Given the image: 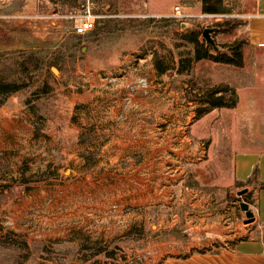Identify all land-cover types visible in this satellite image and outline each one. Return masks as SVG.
Listing matches in <instances>:
<instances>
[{"label":"rangeland","instance_id":"obj_1","mask_svg":"<svg viewBox=\"0 0 264 264\" xmlns=\"http://www.w3.org/2000/svg\"><path fill=\"white\" fill-rule=\"evenodd\" d=\"M223 4L226 13L216 16L202 12V0H0V83L28 84L0 105V264H109L148 245L162 252L152 263L163 264L187 243L186 230L169 227L176 208L186 211L177 207L185 189L213 201L226 192L228 204L246 199L248 192L238 194L247 189L233 184L232 160L238 151L264 152V47L248 42L255 0ZM89 6L95 29L78 35ZM176 6L190 17L177 16ZM206 29L215 30L217 50ZM237 40L244 41L242 68L213 70L195 59L197 42L216 54ZM213 88L236 106L197 118L205 106L197 100ZM141 171L150 175L148 194L159 174L165 179L157 186L177 188L145 205L120 203L128 223L118 236L67 242L43 232L45 221L31 233L36 210L55 207L64 185L111 181L139 194ZM33 195L43 197L35 203ZM120 200L110 193L98 206ZM228 219L238 224V213Z\"/></svg>","mask_w":264,"mask_h":264},{"label":"crops","instance_id":"obj_2","mask_svg":"<svg viewBox=\"0 0 264 264\" xmlns=\"http://www.w3.org/2000/svg\"><path fill=\"white\" fill-rule=\"evenodd\" d=\"M247 15L248 42L255 47H264V0H255L254 9ZM211 65L213 70H216L223 64L212 62ZM235 88L238 93V81L235 83ZM256 167L260 171V181L264 183V152L256 150L238 151L232 160L233 184L247 182L252 177ZM149 176L146 171H141L136 176L140 180L139 194H133V190L127 188L128 185L124 184L126 180H122L123 189L126 188L122 191L116 190V186H113L111 181L105 186L95 184L91 187L81 186L79 188L78 185L74 184L64 185V189L60 192L61 195L58 196L61 200L55 202L57 203L55 207L36 210L33 217H39L40 220L30 224L32 225L31 232L35 231L36 225L34 223L45 221L48 228H43V232L48 230L46 233L50 236L59 235L64 241L76 242L75 240L85 235L78 226L79 214L84 210H81L83 201H90L96 208L100 204L99 200L111 193L121 198L120 203L124 205L139 203L145 205L148 204L150 197H156V193L172 195L174 189L177 188L175 186H157L159 180L165 179L159 174L154 181V194H148L146 192L153 187L150 184ZM131 178L134 179L135 176ZM182 188L185 189L183 186ZM246 189L248 192H252L253 204H248L254 213L255 221L243 229L240 227L241 223L246 224V216L241 210L240 204L246 202L245 200L233 201L228 204L226 192L218 201H213L209 195L207 197L206 195H198L193 187L188 190L185 189L188 194L187 200L182 199L177 207L183 206L186 211L182 214L179 212L182 208H176L178 211L173 212L174 216L169 227L180 226L184 231L186 230L187 243L177 250H170L171 255L163 264H264V189H258L254 186ZM42 197L41 195H33L28 198L33 199L36 203ZM163 203V200L158 202L160 206ZM95 208L92 209L95 210ZM173 208L171 207V209ZM237 213L238 224L237 222L233 224L228 218L237 215ZM55 214L58 216L57 218ZM224 241H235V243L230 248L222 247L221 242Z\"/></svg>","mask_w":264,"mask_h":264},{"label":"built area","instance_id":"obj_3","mask_svg":"<svg viewBox=\"0 0 264 264\" xmlns=\"http://www.w3.org/2000/svg\"><path fill=\"white\" fill-rule=\"evenodd\" d=\"M174 11L181 18L190 17L189 14L183 12L181 6H176ZM82 18L79 26L75 27V33L78 35H84L95 29L96 17L92 14L90 6ZM137 87L146 91L148 88L147 80L139 79ZM102 206L94 207L95 210L92 209V211H90L91 208L83 207L81 210H84L79 214V230L91 239L105 238V236H118V233H121L127 227L128 222L125 214L121 210L120 202H111L102 204ZM101 208V213H96ZM241 225H244L245 228L248 224L241 223ZM5 226L14 233L17 231L15 223L10 218L6 219ZM160 255H162L161 250L148 245L143 246L142 249L131 250V252H121L115 258H112L109 264H150Z\"/></svg>","mask_w":264,"mask_h":264},{"label":"trees","instance_id":"obj_4","mask_svg":"<svg viewBox=\"0 0 264 264\" xmlns=\"http://www.w3.org/2000/svg\"><path fill=\"white\" fill-rule=\"evenodd\" d=\"M202 12L208 15H223L226 13V8L223 4V0H202ZM221 26L222 24L218 25V27ZM235 28L236 27L233 26V29ZM229 29L230 28L226 27L224 29V33H231ZM225 49L226 52L224 53L221 52L213 54L210 51V46L207 45L206 42L203 44L197 42L195 59L196 61L208 60L214 63L242 68L244 66V41L237 40L235 43L226 46ZM156 69L159 73H164V70L157 65ZM26 87H28V84L25 83H0V97H2L0 100V105L3 104L7 97L21 91ZM224 93H226V90H221L219 88H213L204 92L197 100L200 105H205L204 107L198 108L196 110L198 113L197 118L208 114L212 109L215 108H234L237 104V101L235 99H231L230 102L226 101V96ZM238 184H240V186L245 189L250 186H254L258 189H264V183L260 181V171L258 167L254 169L252 177L247 182ZM247 194L248 195H246V199L244 200L249 204H253L252 192H248Z\"/></svg>","mask_w":264,"mask_h":264},{"label":"water","instance_id":"obj_5","mask_svg":"<svg viewBox=\"0 0 264 264\" xmlns=\"http://www.w3.org/2000/svg\"><path fill=\"white\" fill-rule=\"evenodd\" d=\"M215 33V30L214 29H206L204 31V37L206 39V42L211 44V46H213V48L215 50H217V47L215 45V42L212 38V34ZM53 72H56V70L54 69ZM248 192V190H244L242 192H239V196H242L244 194H246ZM240 207H241V210L245 213V216H246V220H245V223L246 224H251L255 221V217H254V213L250 210L249 208V204L246 203V202H241L240 204Z\"/></svg>","mask_w":264,"mask_h":264}]
</instances>
